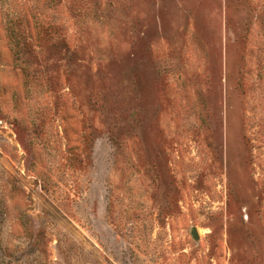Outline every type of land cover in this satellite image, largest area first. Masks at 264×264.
Instances as JSON below:
<instances>
[{"label": "rangeland", "instance_id": "rangeland-1", "mask_svg": "<svg viewBox=\"0 0 264 264\" xmlns=\"http://www.w3.org/2000/svg\"><path fill=\"white\" fill-rule=\"evenodd\" d=\"M0 264H264V0H0Z\"/></svg>", "mask_w": 264, "mask_h": 264}, {"label": "water", "instance_id": "water-1", "mask_svg": "<svg viewBox=\"0 0 264 264\" xmlns=\"http://www.w3.org/2000/svg\"><path fill=\"white\" fill-rule=\"evenodd\" d=\"M191 235H192V237H193L194 239H198V234H197L195 228H193V229L191 230Z\"/></svg>", "mask_w": 264, "mask_h": 264}]
</instances>
